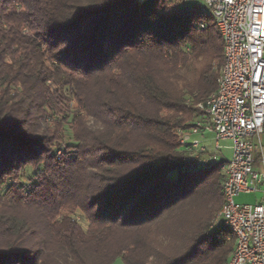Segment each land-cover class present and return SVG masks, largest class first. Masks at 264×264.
I'll return each instance as SVG.
<instances>
[{
    "label": "trees",
    "instance_id": "1",
    "mask_svg": "<svg viewBox=\"0 0 264 264\" xmlns=\"http://www.w3.org/2000/svg\"><path fill=\"white\" fill-rule=\"evenodd\" d=\"M222 63L183 0H0V264H225L224 161L176 135Z\"/></svg>",
    "mask_w": 264,
    "mask_h": 264
},
{
    "label": "built area",
    "instance_id": "2",
    "mask_svg": "<svg viewBox=\"0 0 264 264\" xmlns=\"http://www.w3.org/2000/svg\"><path fill=\"white\" fill-rule=\"evenodd\" d=\"M210 16L223 42V63L216 90L203 105L190 130L177 131L179 144L195 160L205 152L195 137L202 130L232 143L225 161L219 224L234 240L225 264H264V207L237 205L234 198L255 192L264 175L254 169L253 153L264 128V0H183ZM195 156V155H194ZM215 158L202 160L210 166Z\"/></svg>",
    "mask_w": 264,
    "mask_h": 264
},
{
    "label": "rangeland",
    "instance_id": "3",
    "mask_svg": "<svg viewBox=\"0 0 264 264\" xmlns=\"http://www.w3.org/2000/svg\"><path fill=\"white\" fill-rule=\"evenodd\" d=\"M177 3H179V1L178 2H174L171 6L172 7L173 6L174 7L179 6ZM65 129H66V131L64 132V139H63V144H62L63 147L65 145L71 144V142H72L71 141L70 132L67 130V128H65ZM211 137H212L211 139H213V141L210 138H207L206 141L205 140H201L199 138H197V139L201 142V144H205L207 147H209L211 149V152H213V151H215V149H214V144L215 143H214L213 136H211ZM256 139L257 138H253L254 145H255ZM218 146H219V149H220V152H221L220 155H219V158L220 159L222 158L225 161L230 160L231 159V156H232V149H231L232 143L230 141H220L219 144H218ZM189 156L192 159H194V158L197 157V153L196 154H191ZM200 156H198V158L196 160H200V161L207 160V157H202L201 158ZM201 165L204 168H210V163L209 164H206L205 166H204V163H201ZM27 174H29V172H27ZM220 174H221L222 177H224V171H223V169H221V167H220ZM263 192H264V188H263V191L261 193V195L264 197V193ZM259 195H260L259 192L258 193L254 192V193H251V194H248V195L241 194V195H238L237 197L234 198V202L237 205H250V204H253V203L256 202V200L259 198ZM220 213H221V211H219L216 214V216H214L213 222H212V224H213L212 226L213 227H216V226L219 225L218 223L220 221ZM75 217H76V220L78 221V223L83 228H85L86 224H85V221H84L83 216L81 214H79V213H76ZM113 264H122V262H121L120 259H117V260H115V262Z\"/></svg>",
    "mask_w": 264,
    "mask_h": 264
},
{
    "label": "crops",
    "instance_id": "4",
    "mask_svg": "<svg viewBox=\"0 0 264 264\" xmlns=\"http://www.w3.org/2000/svg\"><path fill=\"white\" fill-rule=\"evenodd\" d=\"M211 136H213V133L209 130H202L195 135L196 138H199V139L205 140V141L207 140V138L211 139L212 138ZM211 140L213 141V139H211ZM201 146L204 148L205 152L208 153V155H206L205 157H207V158L213 157L218 162L219 161L225 162V160H223L222 158L221 159L219 158V155L221 152H220L219 148L216 149L215 144H214L215 151H213V152H211V149L209 147H207L205 144H201ZM255 146H256V149L253 153L254 169L264 175V128H263L262 134L256 139ZM263 186H264V184H260L258 186V188L255 192L260 193L259 198L256 200L255 203L250 204L251 206H262V207H264V197L261 195L263 188H264Z\"/></svg>",
    "mask_w": 264,
    "mask_h": 264
}]
</instances>
